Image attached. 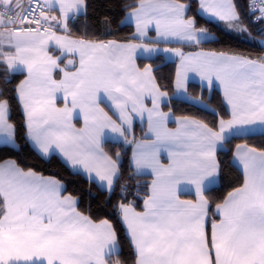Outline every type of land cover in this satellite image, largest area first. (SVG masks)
<instances>
[{"label": "snow or ice", "instance_id": "6c2138e0", "mask_svg": "<svg viewBox=\"0 0 264 264\" xmlns=\"http://www.w3.org/2000/svg\"><path fill=\"white\" fill-rule=\"evenodd\" d=\"M57 7L58 15L50 14ZM87 7L86 0H0V69L5 84L25 74L13 98L21 107L30 146L44 159L58 155L74 175L86 174L90 183H97L99 197L93 198H106L104 205L111 204L120 186L122 196L114 207L126 226L133 264H264V150L237 145L235 160L243 182L218 202L210 195L222 179L218 148L229 136L264 130V56L215 51L185 55L179 48L159 49V40L73 39L69 24L87 17ZM130 7L118 23L134 22L138 38L154 27L164 41L200 45L215 39L188 15L190 6L182 0H138ZM251 8L264 22V0L259 5L253 0ZM199 10L229 28L248 31L233 0H199ZM116 23L110 15L93 18L97 31ZM50 42L61 54H78V66L75 59L68 60L71 67L62 66L61 56L48 50ZM138 49L180 57L178 90L187 91L189 72L209 88L218 85L230 119L212 127L183 116L175 130L169 129V114L160 110L167 92L151 65L143 70L136 66ZM145 97L151 98V108L144 105ZM105 98L118 110L119 122L101 107ZM61 101L63 107L58 106ZM144 112L151 137L129 139L131 113ZM10 116L9 100L0 98V144L18 150ZM81 117L83 127L77 128L73 120ZM105 130L117 134V142L134 145L133 176L148 172L153 177L146 185L143 211L127 202L131 192L120 185L121 153L105 151ZM161 152L167 154V164L161 163ZM192 191L194 200L181 199V193ZM66 192L58 178L15 161L0 164V264H125L123 241L112 223L80 211V198Z\"/></svg>", "mask_w": 264, "mask_h": 264}, {"label": "trees", "instance_id": "16d2710c", "mask_svg": "<svg viewBox=\"0 0 264 264\" xmlns=\"http://www.w3.org/2000/svg\"><path fill=\"white\" fill-rule=\"evenodd\" d=\"M182 1L189 4L190 11L188 15L196 19L197 25L208 29L215 37L212 42H203L197 45V47L242 54L252 58L264 55V44L260 43L264 39V22L256 19V14L253 15L250 12V0H233L244 25L248 29L247 32L242 34L230 32L221 23L203 17L198 10V0ZM86 2L88 5L87 17L81 16L75 23L69 24L70 33L68 34L70 36L74 39H115L120 42L135 40L134 27L125 22L123 24H119L118 22L124 20L126 13L131 10L130 6L136 4L138 0H86ZM106 15H110L117 23L110 29H100L97 31L93 27V18H100ZM93 33H95V36H93ZM138 64L141 67L147 64L151 65L157 83L163 91L169 94L170 100L167 104L163 105L164 111H170L175 117L188 116L200 119L212 127H217L220 119H227L229 117L223 103L222 95L216 89L208 91L193 82H190L187 86L189 95L197 98L200 97L210 109L194 105L174 96L176 61H166L159 55L152 59H138ZM23 78L24 74H16L12 76L10 84H5L3 71L0 69V89L3 90L0 98H7L10 102V119L16 126V141L19 146L17 150L11 146L0 145V163L6 160H13L25 169L31 168L44 176L58 178L63 181L67 186V192L65 194H73L80 198L78 204L80 211L85 214H91L93 218H106L112 223L123 241L122 259L125 261V264H133L134 254L128 240L125 238L126 229L122 223L119 210L114 207L118 202V197L122 196L120 186L117 185L115 195L111 198V204L104 205L103 201L106 198H93L99 197V190L96 183H90L82 174L74 175L70 168L56 155H53L50 159L42 158L26 140V131L23 127V113L21 107L13 98V89ZM143 133L144 127H141L137 123L129 139L134 138L138 140L142 137ZM238 144H245L250 147H255L258 150H264V134L231 137L225 142V149L217 152V157L221 161L222 179L219 185L216 186L217 190L210 194L216 202L222 200L229 191L243 182V175L232 163L233 150ZM103 147L110 155L114 156L117 151L121 153L120 171L122 176L120 185H125L131 192L127 196V202H131L136 210L141 211L143 209V197L148 191L146 185H150L152 178L141 175L138 177L133 176V167L131 164L133 145L125 144L124 142L106 141L103 143ZM129 177H132V179L129 180ZM89 192L92 193V196L88 195Z\"/></svg>", "mask_w": 264, "mask_h": 264}, {"label": "crops", "instance_id": "0c3cea01", "mask_svg": "<svg viewBox=\"0 0 264 264\" xmlns=\"http://www.w3.org/2000/svg\"><path fill=\"white\" fill-rule=\"evenodd\" d=\"M42 2H43V0H42ZM198 5H199V0H198ZM198 10H199V6H198ZM128 12L126 13L125 17L127 16ZM199 13L203 17H205L206 19H209V20L214 21V22L221 23L225 27V29L228 30V31H230V32H236V33H241V34L244 33V32H240L238 30H233L232 28H229L227 26V22H225V21H220V20H218L216 18L209 17L207 14L202 13L200 10H199ZM50 14H52V15H58V7H57L56 10H54ZM125 23L131 24L134 27V38H135V40H130V41L139 42L140 39H143V41L145 43L151 44L152 42L157 41V39H159L157 37V33H156L154 27H150L147 30V35L145 37L138 38L137 35H136V26H135V23L134 22H130V21H125ZM51 24L53 26H55V22L54 21H52ZM56 29H57V34H64L63 33V29H61V28H56ZM70 37L73 38L72 36H70ZM153 37L155 38V40L153 39ZM121 42H129V41H121ZM155 46L158 47L161 50L164 49V48H169V49L179 48L180 51L183 52L185 55L195 54V53L201 52V51H205V52H207V51H215V50H209V49H203V48L197 47V45L194 44V43L189 44V43H185L183 41H179L178 42V40H176L174 38L171 39L170 41H164V42H162V39H159L158 44H156ZM191 47H193V48H191ZM48 50H49L50 54H52L54 56H57V55L61 56L62 66L63 65H68V60L69 59H75L76 65L78 66V61H79V55L78 54L66 53V52L63 53V54H61V50L58 48V46H56L54 44V42H50L49 43ZM215 52H220V51H215ZM159 55L162 56L166 61H170V62L176 61L177 62L176 73H177V69L180 66V57L177 56V55H175L172 52L165 53L163 51H158V52H155V53H151L150 54V53L144 52L143 49H138L137 52L135 53V63H136V66L139 67L141 70H143V68L146 67V66H148L149 64L141 67L138 64V59H152V58H154L156 56H159ZM68 67H71V65H68ZM152 69H153V67H152ZM58 78H62V76L61 77H58ZM175 81H176V76H175ZM190 82L196 83V84L200 85L201 87H203L204 89H207L208 91H211L213 89L218 90L221 93V95H222L223 103H224V105H225V107L227 109V112L229 114V117L227 119H230V109H229L228 105L225 103L224 98H223L222 89L218 85H214L211 88H209V86L207 85V82L201 80L200 76L197 75L195 72H189L188 73V78H187V81H186V84H185L186 89H187V86H188V84ZM174 96L177 97V98H179V99H182V100H185L187 102H190V103H192L194 105H197V106H200V107H204V108L210 109L209 106L200 97H198V98L197 97H193V96L189 95L188 91H185L184 89H179L178 90L176 88L175 82H174ZM169 100H170L169 94H167V96L161 98L160 110L162 112H164V113L169 114V120L167 121V127L169 129L175 130L178 127L177 120L180 117H175L170 111H164L163 110V105L167 104L169 102ZM144 105L147 108H151L152 107V100H151L150 97H145V99H144ZM58 106L63 107V102L62 101L61 102H58ZM101 107H103L104 110L106 112H108V114L114 120H116L117 122H119V112L112 105V102L111 101H109V100H107V98H105L104 103L101 104ZM131 116H132L133 120H132V132H131L130 136L133 134V129H134L135 124L138 123V124H140L141 127H144V133H143L142 137L139 138L137 141H140L142 139H145L146 138V134H147V137H151V133L149 132V124H148V114H147V112H144L143 114L131 113ZM227 119H225V120H227ZM73 123L75 124V126L77 128L83 127V118L81 117L78 120L77 119H74L73 120ZM105 131L107 133V136L102 141V144L104 142H106V141L117 142L115 139H113V137H115L117 134L112 133L110 130H105ZM253 134H264V130H262L260 128H255L254 130L245 131V132H241V133L236 134V135L229 136L228 140L231 137H234V136H246V135H253ZM119 142H123V140L121 139ZM0 145H2V144H0ZM238 145H245V144H238ZM133 147H134V145H133ZM236 147L237 146H235V148L233 150L232 163L241 172V174L243 175L242 167L239 166L238 162L235 160ZM222 149H225V143L218 148V151L219 150H222ZM132 152H133V149H132ZM56 156H58V155H56ZM160 159H161V163L167 164L168 157H167V154L165 152H161ZM7 161H13V160H6V161L1 162L0 164H3L5 162H7ZM131 164H132V154H131ZM68 167L70 168V166H68ZM82 175L87 178V175L86 174H82ZM139 175H141V176H150L153 179V177L151 176V174L148 173V172L140 173ZM45 177H47V176H45ZM219 183H220V180L217 182V185L216 186H218ZM65 195H67V194H65ZM181 199H192V200H194L195 199V193H194V191L181 193ZM136 211H138V210H136ZM141 211H143V209ZM124 227L126 229V226L125 225H124Z\"/></svg>", "mask_w": 264, "mask_h": 264}, {"label": "built area", "instance_id": "2783aa9c", "mask_svg": "<svg viewBox=\"0 0 264 264\" xmlns=\"http://www.w3.org/2000/svg\"><path fill=\"white\" fill-rule=\"evenodd\" d=\"M252 3H253V0H250V1H249V10H250V12H252V8H251ZM259 3H260V0H256V4L259 5ZM255 14H256V19H257V17L260 15V13H259V12H256ZM54 30L57 31L56 28H54ZM260 43H261V44H264V39L261 40ZM263 56H264V55H263Z\"/></svg>", "mask_w": 264, "mask_h": 264}, {"label": "rangeland", "instance_id": "374dc122", "mask_svg": "<svg viewBox=\"0 0 264 264\" xmlns=\"http://www.w3.org/2000/svg\"><path fill=\"white\" fill-rule=\"evenodd\" d=\"M233 30H236V29H233ZM153 39L155 40V38L153 37ZM157 40H159V39H157ZM162 42H164L163 40H162ZM179 42V41H178Z\"/></svg>", "mask_w": 264, "mask_h": 264}]
</instances>
